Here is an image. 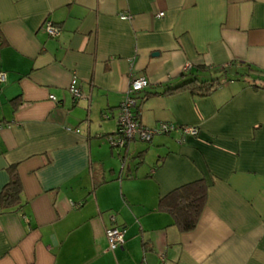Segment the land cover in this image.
I'll list each match as a JSON object with an SVG mask.
<instances>
[{"label": "crops", "instance_id": "obj_1", "mask_svg": "<svg viewBox=\"0 0 264 264\" xmlns=\"http://www.w3.org/2000/svg\"><path fill=\"white\" fill-rule=\"evenodd\" d=\"M0 30V264H264V89L233 80L205 97L162 94L187 65L217 78L249 64L264 84V0H0ZM136 77L151 83L145 126L198 136L113 147ZM12 168L21 205L4 211ZM202 179L207 204L183 233L160 200ZM113 225L125 229L115 252Z\"/></svg>", "mask_w": 264, "mask_h": 264}, {"label": "trees", "instance_id": "obj_2", "mask_svg": "<svg viewBox=\"0 0 264 264\" xmlns=\"http://www.w3.org/2000/svg\"><path fill=\"white\" fill-rule=\"evenodd\" d=\"M4 43L5 42L2 38V33L0 30V48L4 45ZM242 65L244 67L242 71L238 70L233 74H227L224 72L225 74H223L222 77L220 76L217 78L199 77L196 73L192 72L191 68L188 71H184L181 80L166 85L165 91L162 94L173 95L183 91H189L191 94L205 97L221 88L226 82H230L233 80H248V83H251L253 88L264 89V84H257L258 79H252L253 75L258 73V71L249 64ZM147 97L148 94L142 96V102L147 99ZM132 143L134 142L127 144V146L125 147L126 150ZM10 174V181L5 186L1 195V205L4 211L19 207L21 205V197L23 194L22 183L15 168H12L10 170ZM208 190L209 185L203 179L191 182L171 191L169 194L161 198L159 208L168 211L173 215L174 224L179 228L181 232H191L195 230V228L199 224V221L207 204Z\"/></svg>", "mask_w": 264, "mask_h": 264}, {"label": "built area", "instance_id": "obj_3", "mask_svg": "<svg viewBox=\"0 0 264 264\" xmlns=\"http://www.w3.org/2000/svg\"><path fill=\"white\" fill-rule=\"evenodd\" d=\"M163 14H160V17ZM122 19L128 20L129 16H122ZM43 30L50 38H57L61 34V29L57 27L52 21L46 20L43 25ZM191 69V65L185 67V71ZM7 75L5 72H0V86L6 83ZM151 83L146 77H136L131 80L130 87L124 100L122 101L119 110L120 117L118 128L114 135L109 137V142L113 147L125 148L127 144L135 141L150 143L156 136L171 135L174 132H180L183 136L196 137L199 134L197 127L190 126H176L171 123H160L155 128L145 126L141 118V102L142 93L150 88ZM69 92L72 94L74 101L83 99L84 94L78 85V78L74 77L69 87ZM50 99L58 102L57 98L53 95ZM5 124L0 123V132ZM80 133V130H76ZM115 222V217L111 218ZM106 237L109 249L115 252L117 249L122 248L125 243V229L117 225H113L106 229ZM164 261V258H162Z\"/></svg>", "mask_w": 264, "mask_h": 264}]
</instances>
